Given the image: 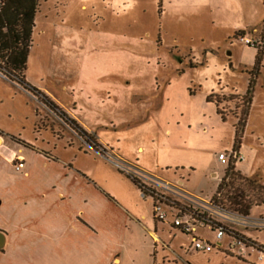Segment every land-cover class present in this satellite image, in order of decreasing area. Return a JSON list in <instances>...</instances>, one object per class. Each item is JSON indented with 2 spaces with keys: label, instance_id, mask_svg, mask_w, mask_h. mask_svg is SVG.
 Listing matches in <instances>:
<instances>
[{
  "label": "rangeland",
  "instance_id": "rangeland-1",
  "mask_svg": "<svg viewBox=\"0 0 264 264\" xmlns=\"http://www.w3.org/2000/svg\"><path fill=\"white\" fill-rule=\"evenodd\" d=\"M24 77L57 110L0 73V152H17L13 138L38 146L124 204L133 218L123 264H264L246 246L264 247V206L244 216L214 196L227 168L218 154L234 150L244 119L243 160L230 165L264 185V0H39ZM125 174L160 195L169 215H203L196 238L215 243L211 230L223 226L221 245L195 251L191 236L153 218V198Z\"/></svg>",
  "mask_w": 264,
  "mask_h": 264
},
{
  "label": "crops",
  "instance_id": "crops-1",
  "mask_svg": "<svg viewBox=\"0 0 264 264\" xmlns=\"http://www.w3.org/2000/svg\"><path fill=\"white\" fill-rule=\"evenodd\" d=\"M3 143L0 137V148ZM15 145L16 153L0 152V264H123L133 218L127 207L71 162ZM25 149L33 158L28 164ZM18 160L23 168L16 171ZM54 165L56 171L47 170ZM139 224L157 241L155 231Z\"/></svg>",
  "mask_w": 264,
  "mask_h": 264
},
{
  "label": "trees",
  "instance_id": "trees-1",
  "mask_svg": "<svg viewBox=\"0 0 264 264\" xmlns=\"http://www.w3.org/2000/svg\"><path fill=\"white\" fill-rule=\"evenodd\" d=\"M38 6L39 0H0V73L6 79L20 85L28 92L42 96L46 101L45 104H47V106L57 110L53 101L44 95V93H41L34 87L30 86L25 81L24 77L29 50L32 43V33L35 27V16ZM256 75L257 73L253 74V77L250 76L248 80L247 91L245 94L247 110L244 113V118L247 117V111L251 105ZM209 97L207 101H210ZM65 119L70 122L74 130L78 131L83 136H87V138L94 140L92 136L80 129L79 125H77L75 121L66 118V116ZM244 127L245 119L238 121L234 126L235 144L232 146L234 150L239 148L238 136L241 134ZM13 140L20 142L14 138ZM125 175L131 180L144 197L151 196V194L148 193V189L141 185L135 176L130 174ZM228 186L230 190H227L225 194L224 191ZM214 196L216 200L219 201L223 200L224 196H227V198L231 201V205L236 207L238 214L240 213V215L242 214L244 216H248L249 210L252 206H264V185H262L256 178L250 179L243 177L239 171H235L234 167L229 165L224 171L221 183L219 184ZM153 202L152 205L154 204ZM184 210L190 214V218L194 223L202 224L205 222L203 215L194 213L195 211L190 209V207L180 208L181 213H184ZM219 227L224 229L223 226L217 225L215 228H211V231L214 232ZM181 233L186 234L184 232ZM246 242V246L253 247L258 252L264 254V247L262 245L249 240H246Z\"/></svg>",
  "mask_w": 264,
  "mask_h": 264
},
{
  "label": "built area",
  "instance_id": "built-area-1",
  "mask_svg": "<svg viewBox=\"0 0 264 264\" xmlns=\"http://www.w3.org/2000/svg\"><path fill=\"white\" fill-rule=\"evenodd\" d=\"M218 160L222 164L229 166L232 163H238V162L242 161L243 157L236 150H233V151H230L229 154H227L226 152L225 153H219L218 154ZM22 168H23V162H22V160H18L17 163L15 164V170L19 171ZM167 189L168 188H166V190ZM149 192L151 194V196H149V197H152L153 198L152 201H154L153 202L154 204L152 205L153 218H156V220L158 222H161V223L167 222L169 220V225L171 227L178 229L180 232H184V233L188 234L189 236H191L192 247L195 251L200 252L202 254L210 253L211 251L215 250L217 247H219L221 245L220 241L226 235L225 230L222 227H219L217 230L214 231L215 232V241H216L215 243L207 241V240H202V239L196 238L195 237V233L197 231L196 223H194L192 221V219L190 218V214L187 213L186 210H184L185 211L184 213H181L180 209H176V208L172 209L171 208L172 210L176 209L178 211V213H170V215H169L168 213H166L164 211L165 203H164L163 198L160 195L155 194L148 189V193ZM142 196H143V194H142ZM189 198H191V197L189 196ZM190 200H194V199H190ZM190 202L192 203V201H190ZM200 202H202V201H200ZM203 202H205V201H203ZM205 204H210V202L207 201V202H205ZM239 244H242V243L239 242Z\"/></svg>",
  "mask_w": 264,
  "mask_h": 264
},
{
  "label": "water",
  "instance_id": "water-1",
  "mask_svg": "<svg viewBox=\"0 0 264 264\" xmlns=\"http://www.w3.org/2000/svg\"><path fill=\"white\" fill-rule=\"evenodd\" d=\"M4 246V235L0 233V249H2Z\"/></svg>",
  "mask_w": 264,
  "mask_h": 264
},
{
  "label": "flooded vegetation",
  "instance_id": "flooded-vegetation-1",
  "mask_svg": "<svg viewBox=\"0 0 264 264\" xmlns=\"http://www.w3.org/2000/svg\"><path fill=\"white\" fill-rule=\"evenodd\" d=\"M228 167V166H227Z\"/></svg>",
  "mask_w": 264,
  "mask_h": 264
}]
</instances>
